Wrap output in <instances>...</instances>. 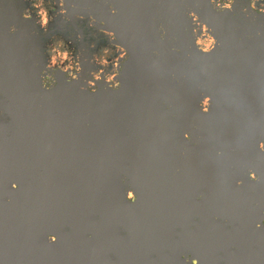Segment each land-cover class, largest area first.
<instances>
[{"label":"water","instance_id":"obj_1","mask_svg":"<svg viewBox=\"0 0 264 264\" xmlns=\"http://www.w3.org/2000/svg\"><path fill=\"white\" fill-rule=\"evenodd\" d=\"M249 3L67 0L129 52L121 88L93 94V49L78 81L58 71L44 88L51 34L0 0V264H264V177L234 168L264 155V15ZM189 11L214 30L211 54Z\"/></svg>","mask_w":264,"mask_h":264},{"label":"clouds","instance_id":"obj_2","mask_svg":"<svg viewBox=\"0 0 264 264\" xmlns=\"http://www.w3.org/2000/svg\"><path fill=\"white\" fill-rule=\"evenodd\" d=\"M211 5L218 13L233 12L237 0H210ZM76 4L72 5L75 9ZM112 15L118 14V9L114 5H110ZM249 8L258 14L264 15V0H250V3L245 6L242 11L249 12ZM189 17L193 21V32L196 36L195 46L203 54H211L219 45L217 37L214 35V30L209 25L201 21L200 16L196 11H189ZM23 16L27 20L33 19L35 23L42 29L44 34L50 30L51 23L57 18L62 17L66 22L71 23L72 16L69 15L67 0H30V7L25 9ZM75 19L85 22L87 29L91 30L94 39L90 43V47L97 49L96 40L104 38L108 41L102 44L93 54L90 63L95 67L89 72L90 79L87 80L88 90L95 94L99 91V85L106 83L112 90H119L122 82L119 79L123 65L129 60V52L127 47L118 43L119 37L113 30H109L105 25L107 21L97 20L95 15L85 16L77 13ZM97 23L101 25L97 28ZM17 27L13 24L10 28L11 33H16ZM85 33H76L75 40L82 41L85 39ZM167 37V31L161 25V39ZM75 41L66 40L62 35H54L51 42L46 48L48 62L45 69L42 71V83L44 88L51 90L56 84V72L65 74L68 82L78 81L83 72V57L77 49L73 47ZM159 55V53H156ZM123 62V63H122ZM213 98L210 95H205L200 102V107L203 113L207 114L211 111ZM185 139L191 140V135L185 133ZM260 151L264 152V140L259 143ZM249 175L252 181L259 182L261 177L255 170H249ZM240 184L243 181L239 182ZM19 185L13 184V188L17 189ZM127 199L135 203L138 196L135 190H129ZM260 227V225H258ZM51 242L55 243L58 240L56 235L49 237ZM192 264H199L198 260H192Z\"/></svg>","mask_w":264,"mask_h":264},{"label":"flooded vegetation","instance_id":"obj_3","mask_svg":"<svg viewBox=\"0 0 264 264\" xmlns=\"http://www.w3.org/2000/svg\"><path fill=\"white\" fill-rule=\"evenodd\" d=\"M4 1L10 2V0H4ZM24 3H25V9L30 7V0H24ZM33 17L35 18V16ZM37 27L39 28L38 25ZM39 30L41 31V33H43L42 29L39 28ZM90 32L91 30L87 29L85 22L78 21L75 19L74 21L72 20L71 23H69V22H66L62 17H57L50 25V30L47 34L50 33L51 35H50V38L47 40L45 46L47 48V46L51 42V39L54 35H62L66 40L75 41L73 43V47L77 49L79 52H80L81 46H86L87 48L90 49L91 48L90 43L94 39V37L91 34H89ZM76 33H85L86 34L85 39L82 41H76L75 40ZM96 43H97V49H98L102 44L108 43V41L104 38H100L96 40ZM97 49H93V53ZM256 54L258 55L260 62L264 60V50L263 49H260L259 52ZM256 54L254 53V56H256ZM262 165H264V155L260 153L259 159L256 162L249 161L248 164L236 162V165H235L236 167H234L236 169L235 174L236 176H239V177L242 175L250 176L249 171L247 172L243 170L244 167L248 166V168L251 167L253 168V170L256 171V168H261ZM256 172L260 177H264V171L259 170Z\"/></svg>","mask_w":264,"mask_h":264}]
</instances>
